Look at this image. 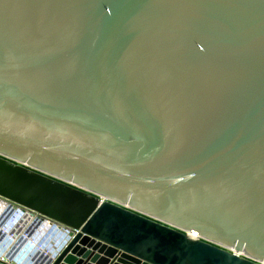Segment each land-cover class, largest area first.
Listing matches in <instances>:
<instances>
[{"label":"water","instance_id":"water-1","mask_svg":"<svg viewBox=\"0 0 264 264\" xmlns=\"http://www.w3.org/2000/svg\"><path fill=\"white\" fill-rule=\"evenodd\" d=\"M0 153L33 264H264V0H0Z\"/></svg>","mask_w":264,"mask_h":264},{"label":"built area","instance_id":"built-area-1","mask_svg":"<svg viewBox=\"0 0 264 264\" xmlns=\"http://www.w3.org/2000/svg\"><path fill=\"white\" fill-rule=\"evenodd\" d=\"M36 218L38 217H22L23 223L21 222L20 227L16 230L10 233V241L9 243L5 246V247H1L0 246V260L1 261H6L9 262L11 259H16L18 261V263H26V264H33L34 262H36L35 259H38V256H34L33 253H31L33 250H31L30 254H27V257L29 260H23L20 259L19 257L16 256L17 252H19V250L26 245V243L28 244V242L30 241V236L29 233L35 230V226L37 227L38 224L37 222H35ZM43 226H41L40 229L37 230H41L42 228L44 230L49 229V233L53 232L58 233L59 236H63L62 239L65 238L66 232H67V228L63 227V226H57V224H53V223H47L44 222V220L42 221ZM188 235L192 236V237H200L199 233H197L194 230H187L186 231ZM34 246V243L32 245V247ZM235 251V250H234ZM5 255L6 259H2V256Z\"/></svg>","mask_w":264,"mask_h":264},{"label":"clouds","instance_id":"clouds-1","mask_svg":"<svg viewBox=\"0 0 264 264\" xmlns=\"http://www.w3.org/2000/svg\"><path fill=\"white\" fill-rule=\"evenodd\" d=\"M19 214L22 215V211L18 210ZM22 217H17V216H13V217H0V246L1 247H5L9 241H10V233L13 231H16L19 227L21 222L23 223ZM42 232L46 234V236H44V240L42 239V241H40ZM52 235H56V239L58 237H60L58 235V233H49V229L44 230L41 229L40 231H37V234L34 236H38L37 240H35L34 238L30 237V241L28 242V244L26 243V245H24L19 252H17L16 256L19 257L20 259L23 260H29L27 257V254H30L31 250H33L31 253H33L34 256H40L48 254L51 255L54 253V251L57 249L58 245L61 243L62 239L60 240V242L58 243V245L56 246V248H52L49 247L45 244V242L50 241V237H52ZM34 243V246L32 247ZM46 245V246H45ZM50 246V243H49ZM37 260V259H35Z\"/></svg>","mask_w":264,"mask_h":264},{"label":"rangeland","instance_id":"rangeland-1","mask_svg":"<svg viewBox=\"0 0 264 264\" xmlns=\"http://www.w3.org/2000/svg\"><path fill=\"white\" fill-rule=\"evenodd\" d=\"M38 168V167H37ZM40 169V168H39ZM40 170H43V169H40ZM43 171H45V170H43ZM45 172H48V171H45ZM48 173H50V172H48ZM50 174H52V173H50ZM52 175H54V176H57V175H55V174H52ZM57 177H60V176H57ZM60 178H62V177H60ZM65 179V178H64ZM72 182V181H71ZM75 184H77V183H75ZM79 185V184H78ZM79 186H81V185H79ZM83 188H86V187H84V186H82ZM87 190H91V189H89V188H86ZM91 191H93V190H91ZM93 192H96V191H93ZM99 194H101V193H99ZM103 195V194H102ZM103 196H105V195H103ZM105 198H108V196H105ZM110 198V197H109ZM113 199V198H112ZM115 200V199H114ZM117 202H120V201H117ZM120 203H122V202H120ZM124 205H126L127 207H130V208H134V207H132V206H130V205H127V204H125V203H123ZM2 207H5L4 205H1L0 204V208H2ZM134 209H137V208H134ZM2 210H4V208H2ZM137 210H139V209H137ZM139 211H141V212H143V213H145V214H149V213H146V212H144V211H142V210H139ZM150 216H153V217H156V216H154V215H151V214H149ZM13 216H15V213L14 214H11V215H9V217H13ZM1 217V216H0ZM23 217H35V214H26V215H24ZM161 218V217H160ZM163 219V218H162ZM164 220H166V219H164ZM166 221H168V220H166ZM170 222V221H169ZM170 223H172V224H175V223H173V222H170ZM42 224V222H40L39 221V226H35L34 228H35V230L32 232H30L29 233V236L30 237H32V238H34L35 240H37L38 238V236H34V235H36L37 234V229H40L41 228V226H43V225H41ZM175 225H177V226H180V225H178V224H175ZM180 227H182V228H185V227H183V226H180ZM43 229V228H42ZM188 229H193L194 231H196L197 233L199 232V229H197V228H195L192 224H190L189 225V227H188ZM44 236H46V234L45 233H43L42 232V235H41V238H40V241H42V239L44 240L45 238H44ZM219 242V241H218ZM219 243H221V242H219ZM221 244H223L224 246H226V247H228L229 249H232V250H234V247H231V246H229V245H226V244H224V243H221ZM242 253H244V254H247V255H250V256H253V255H251V254H248V253H246V252H244V251H242ZM253 257H255V258H258V257H256V256H253ZM262 260H263V257H260Z\"/></svg>","mask_w":264,"mask_h":264},{"label":"flooded vegetation","instance_id":"flooded-vegetation-1","mask_svg":"<svg viewBox=\"0 0 264 264\" xmlns=\"http://www.w3.org/2000/svg\"><path fill=\"white\" fill-rule=\"evenodd\" d=\"M5 203L7 204V207L6 208L2 207V208H4V210H2V208H0V216L1 217H9V215L14 214V213H15V216H17V217H23L24 215H26L28 213L25 209H22L19 205L13 204L11 202H2L0 204L4 205ZM18 209L23 212L22 215L19 214Z\"/></svg>","mask_w":264,"mask_h":264},{"label":"crops","instance_id":"crops-1","mask_svg":"<svg viewBox=\"0 0 264 264\" xmlns=\"http://www.w3.org/2000/svg\"><path fill=\"white\" fill-rule=\"evenodd\" d=\"M1 155H4V156H7V154H4V153H0ZM35 217H36V215H35ZM39 221L40 222H42L43 220L42 219H40V218H36V220H35V222H37V224H39ZM44 222H46L45 220H44ZM53 224H56V223H53ZM39 226V225H38ZM57 226L59 227V226H61L60 224H57ZM63 238V236H60V237H58L57 239H56V235H52V237H50V241H47V242H45V244L49 247V250H50V247H51V249L52 248H56V246L58 245V243L60 242V240ZM65 239V238H64ZM49 243H50V246H49ZM45 245V246H46ZM43 256V258L41 259L40 258V260L41 261H43V259L46 257V256H48V254H45V255H42ZM40 256H38V258H39ZM39 259L38 260H36V261H40ZM39 263V262H38ZM24 264H26V263H24Z\"/></svg>","mask_w":264,"mask_h":264},{"label":"bare ground","instance_id":"bare-ground-1","mask_svg":"<svg viewBox=\"0 0 264 264\" xmlns=\"http://www.w3.org/2000/svg\"><path fill=\"white\" fill-rule=\"evenodd\" d=\"M4 206H5V208H6V207H7V204L5 203ZM18 210H19V209H18ZM25 214H26V213H25ZM32 215H33V214H32Z\"/></svg>","mask_w":264,"mask_h":264}]
</instances>
